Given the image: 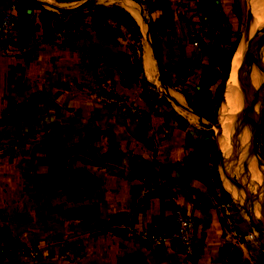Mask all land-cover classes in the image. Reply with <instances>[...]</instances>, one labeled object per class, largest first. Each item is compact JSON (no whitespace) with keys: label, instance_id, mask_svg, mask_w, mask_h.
I'll return each instance as SVG.
<instances>
[{"label":"crops","instance_id":"0c3cea01","mask_svg":"<svg viewBox=\"0 0 264 264\" xmlns=\"http://www.w3.org/2000/svg\"><path fill=\"white\" fill-rule=\"evenodd\" d=\"M26 1L0 0V13L13 3L19 11ZM33 1L44 7L42 1ZM43 12L37 6L26 9L31 16L27 19L38 27L37 35ZM35 39L29 38L20 52L10 50L19 48L17 43L10 49L0 45V241L7 245L28 241L15 223L5 222L20 220L25 189L34 188L37 195L46 189V204L57 205L58 235L56 243L44 245V261L39 264H188L179 246L155 249L131 232L172 230L177 207L196 220L197 254L192 264H227L224 248L236 241L230 226L239 217L233 210L230 217L224 215L223 188L208 179L206 170L189 168L191 154L204 159L213 154L199 122L178 111L143 122L107 108L95 98L90 78L86 81L76 64L79 56L91 62L90 39L87 49H80V38L72 46L44 43L38 59L31 50ZM146 41L149 68L154 58L148 35ZM33 93L44 94V101ZM176 95L183 105L184 96ZM14 108L44 112L33 116L28 111L14 116L1 112ZM20 141L44 142L46 150L50 141L56 142V154L44 152V164H17L11 152ZM23 261L12 251L1 264Z\"/></svg>","mask_w":264,"mask_h":264},{"label":"rangeland","instance_id":"374dc122","mask_svg":"<svg viewBox=\"0 0 264 264\" xmlns=\"http://www.w3.org/2000/svg\"><path fill=\"white\" fill-rule=\"evenodd\" d=\"M40 1L43 2L44 7L39 4V8H44V11L54 14L51 17L49 29H43L40 22L38 26L41 33L37 35L35 32L38 27L32 21L33 19L28 18L24 21L34 31L29 38H36L31 50L34 54H38L37 59L40 57L38 52L44 48L42 46L44 43L60 41V44L64 42L72 46L74 40L80 38L78 41L80 49H87V42L90 39L91 62L79 56V58L76 57V64H80L83 71L82 76L86 77L84 79L88 81L90 78V85L95 90V98L103 102L107 108L122 110L126 115L143 122H148L152 117L162 116L164 113L168 115V112L174 115L176 111L185 116H191L199 122V128L206 132L213 151L211 157L199 159V166L208 172L207 176H210L213 184L216 180L221 183L220 187L224 191L223 200L231 203L228 213L223 209L224 215L230 217L229 213L233 210L239 217L231 221L230 227L235 232L236 241L225 246L223 261L227 264H264V237L252 222V216L258 212L256 220L261 225L260 209L256 210V204L252 200L239 198L231 189L232 183L234 187L237 186L238 190L249 189L248 183L251 181L258 184L260 180V184H263L264 168L259 158L255 159L256 162L250 170L248 167L239 165L230 166L232 160L228 159V155L223 152L224 140L222 141L221 136L214 129L218 127V120L222 122L224 113L222 103L226 83L231 74L235 53L246 35L249 0ZM87 5L93 6L91 13L87 10L84 13H69ZM127 5L132 8L135 6L134 8L142 18L143 24H138L142 34L140 41L108 12L110 8H122L130 13L126 8ZM57 8L68 11L61 12ZM258 24L254 25L257 32L249 37L254 38L259 33ZM146 33L150 44H153V37L161 47V62L158 63L153 56V65L149 68L146 67L144 59ZM226 37L229 45H221V41ZM232 44L236 47L231 61V70L226 80L223 56L218 54L214 47L223 50L231 48ZM1 47L10 49L9 47L14 48V45H1ZM10 50L20 52L21 49ZM17 54L21 57V54ZM254 54L257 56L256 50ZM70 62H75V59ZM88 63L91 64L90 67ZM255 66L258 67V64ZM252 68L254 69L253 65ZM245 70L247 71L248 67ZM34 78L37 76L35 75ZM231 78L234 77H230L227 88L229 91L232 85H235L234 82L230 83ZM263 80L264 77L260 78L259 86ZM110 90L116 91L130 106L139 107L136 103L142 105L139 108L147 110L149 117L139 119L131 114L129 107L120 109L106 102L103 96ZM176 92L184 96L183 105L177 102ZM202 95H207V97L202 98ZM32 96L39 101H44V94L33 93ZM21 102V99H18V104ZM22 111H28L33 116L44 112V108L1 110L6 116L8 114L14 116L18 112L21 114ZM261 140L263 143V124ZM44 144V142L20 141L16 151L11 152V155L16 156L17 164L20 165H33L35 162L44 164V152L47 151L50 156L56 154L53 149L56 142L50 141L48 150ZM239 149L240 147L236 146L237 152ZM221 155L223 158L226 156V162ZM220 157L222 164H220ZM228 174L231 175L230 183L226 178ZM258 191L259 186L256 185L254 194L250 193L251 198L264 200ZM34 192V188L24 190L26 204L21 207L22 211H18L20 220L5 222L6 224L15 223L17 231L23 235V238L28 239L26 242L8 245L10 254L12 251L16 252L21 261L25 259L24 264H39L44 261V245L47 241L50 244L56 243L58 235L55 218L57 205L46 204V189H44V194H41L44 195V199L42 197L40 201L38 198L41 195ZM36 246H40L38 255L27 256L21 251L22 249L26 251L34 249Z\"/></svg>","mask_w":264,"mask_h":264},{"label":"bare ground","instance_id":"6f19581e","mask_svg":"<svg viewBox=\"0 0 264 264\" xmlns=\"http://www.w3.org/2000/svg\"><path fill=\"white\" fill-rule=\"evenodd\" d=\"M134 7L132 8L130 5H128V9L135 16L137 22L143 24L140 15H138ZM248 11V25L245 31L246 35L244 40L257 32L254 28V25L258 24L259 22V33L254 38L259 36L264 31V0H249ZM254 50H256L257 56L254 54ZM238 61L244 68L248 67V76H242L236 71L235 68H232L230 77L232 76L234 78H231L233 80L230 83L233 84L234 82L235 85H232L230 91L227 90L228 96L223 101V119L221 118L222 122L218 120V127H214V129L221 136L222 141L224 140L223 152L225 155L229 156H227L228 159L230 158L232 160V165L230 166L234 167L236 165H239L242 167H248V169L250 170V168L252 167L247 163V157L249 156V147L251 142V123L256 120L258 112L261 108V96H253V92L257 90L262 85V83H264L263 80L259 86L260 78L264 77V58L262 49L258 45H254L252 47H247L244 45L239 55ZM255 64H258V67H256ZM252 65L254 66V69L252 68ZM230 77L227 80L226 88H228ZM230 142H232L233 144H231ZM236 146L240 147L238 152L236 150ZM227 158L226 156L223 158L225 162L227 161ZM258 182V184H256V182L254 181L248 183L250 189L249 191L251 194H254V191H256V185H258V192L264 198V183L260 184V180ZM231 186H233V183ZM257 213L255 212L256 219L258 216ZM260 215L262 217L261 210ZM261 221L262 222L260 226H262L264 223L263 217L261 218Z\"/></svg>","mask_w":264,"mask_h":264},{"label":"built area","instance_id":"2783aa9c","mask_svg":"<svg viewBox=\"0 0 264 264\" xmlns=\"http://www.w3.org/2000/svg\"><path fill=\"white\" fill-rule=\"evenodd\" d=\"M26 27H28L26 22L22 23L20 21L17 4L13 3L8 11L0 13V45H15ZM103 98L116 108L128 109L129 107L131 114L139 119L149 117L147 110L133 105L130 106L116 91H108ZM222 208L227 212L231 208V203L224 201ZM131 232L140 243L155 249L177 245L182 249L185 261L188 264L194 262L197 254V224L194 217L182 207L175 209L174 228L170 231L160 232L149 228H132ZM39 249L40 246H36L34 249L28 251L22 249L21 251L24 255L35 256L38 255ZM9 254V246L0 241V264L7 259Z\"/></svg>","mask_w":264,"mask_h":264},{"label":"water","instance_id":"95a60500","mask_svg":"<svg viewBox=\"0 0 264 264\" xmlns=\"http://www.w3.org/2000/svg\"><path fill=\"white\" fill-rule=\"evenodd\" d=\"M58 9V8H57ZM59 11H68V10H62L58 9ZM33 29L31 27H26L24 32L21 34L19 41L17 42V46L19 48H22L24 44L28 41L29 37L33 34ZM263 42H264V31L257 36L256 38H251L248 37L246 40H243L239 48L237 49L233 62H232V68H235L236 71L242 75V76H247V71L245 68L239 63V55L242 51L243 46L247 47H252L254 45H258L262 49V54L264 58V48H263ZM153 56L155 57V53L153 50V44H150ZM263 70H264V65H263ZM232 71V70H231ZM255 95H260L261 96V108L258 112V115L256 117V120L251 123V142H250V147H249V156H248V163L250 166H254V163L256 162V158H259L262 167L264 168V145L261 140V134H262V124H263V117H264V83L253 92V96ZM228 96V91L227 88L224 92V99ZM224 101V100H223ZM223 105V103H222ZM222 107V106H221ZM221 151V148L219 149V152ZM222 157V155H221ZM220 157V164H222V159ZM255 161V162H254ZM226 178L229 180L230 183V175H226ZM233 192H235L240 198L243 200H252L256 204V210L260 209L262 212V217L264 219V200H259V199H253L251 198V194L248 188H244L242 190H238L236 187H232ZM252 222L254 223L255 227L257 230L263 235L264 237V223L262 226H260L257 223L256 220V214L252 216Z\"/></svg>","mask_w":264,"mask_h":264},{"label":"trees","instance_id":"16d2710c","mask_svg":"<svg viewBox=\"0 0 264 264\" xmlns=\"http://www.w3.org/2000/svg\"><path fill=\"white\" fill-rule=\"evenodd\" d=\"M28 5L39 7V4L34 2L33 0H27L22 5V7L19 8V11H18L20 21L22 23H24L25 19H27L26 9H27ZM92 9H93V6L87 5V6H83L80 8H76V9L70 11L69 13H71V14H77L79 12L84 13L85 10H87L88 13H91ZM108 12L111 13L113 15V17L123 27H125L132 35H134L138 41H140V38L142 37V34L140 32V27H139L138 23L136 22V20L134 19V17L129 12H127L126 10H124L122 8H117V9L110 8V9H108ZM43 13L44 14L41 16L40 22H41L43 29L47 30V29H49V23L51 21V17L54 16V14H52L51 12H48V11H44ZM152 42H153V50L155 53V59L158 61V63H160L161 62V47L155 42V39L153 37H152ZM220 44L225 45V46L229 45L228 38L227 37L224 38ZM235 47L236 46L234 44L231 45V48H225L223 50H218L216 47H214L216 49L215 51H217L218 54L223 56V69L225 72L226 80H227L229 73H230V70H231V61H232V58L234 56ZM201 97L202 98L207 97V95L206 96L202 95ZM263 143H264V120H263ZM199 159H200V157L197 156L196 154L190 155L189 168L191 171L197 172L200 169V166H199L200 160ZM208 179L211 180L210 176H208ZM215 182H216L215 185L220 186L221 183L218 180H216Z\"/></svg>","mask_w":264,"mask_h":264}]
</instances>
